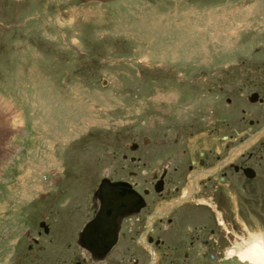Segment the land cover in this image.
<instances>
[{
    "label": "rangeland",
    "instance_id": "374dc122",
    "mask_svg": "<svg viewBox=\"0 0 264 264\" xmlns=\"http://www.w3.org/2000/svg\"><path fill=\"white\" fill-rule=\"evenodd\" d=\"M260 4L0 0V114H8L1 120L9 128L0 139V264L23 254L31 264H74L75 232L93 213L100 176L150 189L171 163L166 192L149 195L154 208L182 188L191 156L186 132L215 134L214 125L225 122L245 128L246 121L231 119L235 108L222 106L225 96L246 103L250 89L264 86V74L251 81L232 71L241 60L243 67L264 64V48L256 47L264 34ZM240 100L235 106H246ZM251 164L258 180L239 186L235 178L238 187L218 194L215 182L209 185L206 195L218 196L229 232L219 229L207 251L199 241L214 227L207 211L204 217L188 206L170 215L171 222L156 220L155 234L166 240L157 264H248L224 254L249 231L264 240V155ZM143 214L124 222L125 248L112 250L113 264H152V254L136 244ZM42 219L52 230L43 236ZM194 223L200 234L187 230ZM27 230L34 240L24 238Z\"/></svg>",
    "mask_w": 264,
    "mask_h": 264
},
{
    "label": "flooded vegetation",
    "instance_id": "af4514ba",
    "mask_svg": "<svg viewBox=\"0 0 264 264\" xmlns=\"http://www.w3.org/2000/svg\"><path fill=\"white\" fill-rule=\"evenodd\" d=\"M260 5L263 6L264 4ZM263 19L261 22H258V25H264ZM257 38L256 47L264 48V34L263 37L258 36ZM240 65L244 66L245 62L241 60ZM243 66L235 67L232 71H234L238 77L245 78L247 80L249 77H251V81H257V79L258 81H261L259 79L260 77L263 79L262 75L264 74V64L261 66ZM227 70V73H229L230 70ZM231 73L232 72H230V75ZM230 78L235 79V77H229V79ZM224 100L227 105L224 104L222 107L228 106L231 109L235 108L236 116L231 117V119H235L237 125H239V122L241 121H246V127H237L235 125H230L228 122H225V127L215 124L214 128L217 129V133L214 134L212 131L206 130L200 131L199 136L196 137V141H194L196 139L194 137L195 132H186L185 138L189 143L188 154H191V156L188 159V163L185 165L184 171L182 172V188L179 193L173 196L163 197V199L159 200L154 208H148L149 195L153 193L162 196L166 192L168 172L171 163H167L159 171V175L152 181L150 189L148 187H139V191L141 193H145L144 196L146 204L139 211H143L144 214L143 223L140 225L137 233V238H141L140 240L136 239V244L141 245L142 250H147L149 256L152 254V264H157L159 247L160 245H164L166 242L165 238L156 236L155 234L156 220L162 222L165 218L167 222H171L173 220L170 215L183 208L186 209L188 206L193 207V209L198 213L200 212V214L203 212L204 217L207 216V213L205 212L207 211L209 213L207 218H209V220L211 219L214 227H209L207 236L199 240L202 248H205L203 250L207 251L211 240L218 234L219 229L229 232L222 212L217 204L218 196L216 195V197H212L213 195H206L209 185L215 182L213 183V187L217 188L215 192L218 194L220 193V188H225V191L227 192V189L232 188L234 190L235 186L238 187V185L233 181L235 178L240 179L239 186H241V182H254L261 177L259 169L254 164H251V161L257 157L259 153L264 155V124H260V118L258 116H261V107H264V86L259 85L258 88L250 89L245 94L246 103L237 99L235 94L231 97L225 96ZM236 100H240L243 103L242 105L246 106H235ZM249 107L255 108V110H249ZM252 111L257 115L246 118L245 114H251ZM262 111L264 114V110ZM238 113L240 114V121H238ZM211 136H213V138H210ZM133 146L138 148L137 143H133ZM129 157L131 161L139 159L137 156H135V159H131L133 156L127 155V158ZM174 171H177V168H175ZM129 172L134 173L132 171ZM100 178L101 176L99 177V180ZM99 180H97L96 184ZM129 180L138 185L137 181L131 179ZM139 212H137L138 214H132L127 218L132 220L134 215L135 217L139 216ZM207 223L208 222L200 223V226ZM198 224L199 223H194V225H189L187 230L190 232L193 231V233L196 231L197 234H200V232L203 231V228L199 227ZM170 226L171 225L169 224L164 227L165 232L169 230ZM48 227V232L50 233V231H52L51 226L48 225ZM81 227L75 232V241ZM40 234L43 236L44 232L40 231ZM47 234L45 235L46 237ZM124 241L120 238L109 254L118 247L125 248ZM78 248V252H84V256L81 257V261L78 259L75 260L77 261V264H103L102 260V263L93 261L90 255L84 251L82 245L79 243ZM225 254L224 257L227 258ZM108 263L113 264L112 260H109Z\"/></svg>",
    "mask_w": 264,
    "mask_h": 264
},
{
    "label": "bare ground",
    "instance_id": "6f19581e",
    "mask_svg": "<svg viewBox=\"0 0 264 264\" xmlns=\"http://www.w3.org/2000/svg\"><path fill=\"white\" fill-rule=\"evenodd\" d=\"M8 131L9 128L6 127L5 122L0 120V139ZM240 240V242L235 241L232 247L227 248L225 255L227 257L235 255L238 260L248 264H264V240L261 233L249 231L248 236H240Z\"/></svg>",
    "mask_w": 264,
    "mask_h": 264
},
{
    "label": "water",
    "instance_id": "95a60500",
    "mask_svg": "<svg viewBox=\"0 0 264 264\" xmlns=\"http://www.w3.org/2000/svg\"><path fill=\"white\" fill-rule=\"evenodd\" d=\"M123 191V186H119L118 185V187H116L114 190H112V192H109V193H111L112 195L114 194V195H116L117 197H120V194H119V192H122ZM103 194H105V195H107V193L106 192H102ZM108 212H105L104 213V210H103V214L104 215H106ZM116 222L117 221H115V225H114V227L111 229V230H109V233H108V235H107V239H109V240H111V239H113V237H114V235H113V233H114V231H115V226H116ZM103 227H105V225L103 226ZM116 228H117V226H116ZM103 242H105V244L107 245V247H108V245L110 246L111 245V242H109V243H107L106 242V240H104ZM101 243L100 242V246H104V243ZM88 247H89V251L91 252V253H93V254H95V252H97L98 250H92V249H90V247H91V245H87ZM96 246V245H95ZM99 246V245H98ZM107 247H105V251L103 252V253H105L106 251H107Z\"/></svg>",
    "mask_w": 264,
    "mask_h": 264
}]
</instances>
